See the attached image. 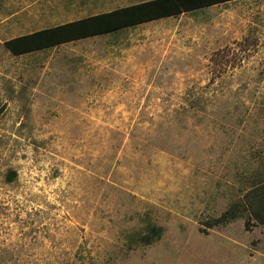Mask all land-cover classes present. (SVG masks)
<instances>
[{"label": "rangeland", "instance_id": "1", "mask_svg": "<svg viewBox=\"0 0 264 264\" xmlns=\"http://www.w3.org/2000/svg\"><path fill=\"white\" fill-rule=\"evenodd\" d=\"M86 4L0 0V264H264V224L209 226L264 180V0L8 48Z\"/></svg>", "mask_w": 264, "mask_h": 264}, {"label": "trees", "instance_id": "2", "mask_svg": "<svg viewBox=\"0 0 264 264\" xmlns=\"http://www.w3.org/2000/svg\"><path fill=\"white\" fill-rule=\"evenodd\" d=\"M227 1L230 0H148L30 32L12 38L6 44L14 54L20 55ZM245 214L249 215L248 226L250 220L264 224V180L253 183L242 198L231 205L221 217L210 222L209 226L225 224ZM162 233V227L152 226L150 232L141 238V242L151 244Z\"/></svg>", "mask_w": 264, "mask_h": 264}, {"label": "crops", "instance_id": "3", "mask_svg": "<svg viewBox=\"0 0 264 264\" xmlns=\"http://www.w3.org/2000/svg\"><path fill=\"white\" fill-rule=\"evenodd\" d=\"M65 1L68 2V3H73V6L76 7L77 9L82 7V6H86L87 2L88 3L92 2V6H91L92 9H94V8L103 9L104 7H109V8H106V9L104 8V10H101V11H98V12L88 13V15H87V16H93V15H98V14L110 12V11L118 9V8L134 5V4H137V3H140V2H144V1H148V0H141L139 2H135V3L128 4V5H123V6L119 5L118 7H115L116 6V1H123V0H65ZM109 1L113 2V3L112 4H108ZM83 3H84V5H82ZM236 3H238V5H234ZM247 4H249V7L247 6ZM227 5H230V6L236 7V8L235 9L233 8L232 10H229V11L225 12L222 9L225 6H227ZM112 7H115V8H112ZM205 8H215V9H217L215 15L212 14L208 18L209 19L208 20V24L210 26L215 27V28L218 27V29H217L218 31H224L225 30L224 26L227 25V24H229L230 26H234V28H230V29L237 30L235 24L240 19H242L243 16H245V14H243V15L240 14V12H242V11L250 12V15H249L250 22H252V24L254 25V0H230V1H227V2L214 4L212 6H208V7H205ZM249 8H250V11H249ZM184 13L185 12H183L181 14H184ZM181 14H179V15H181ZM179 15H177V16H179ZM173 17H176V16H168V17H164V18H161V19H156V21L163 20V19L165 20V19H169V18H173ZM75 20H77V19H75ZM71 21H73V20H71ZM152 21H154V20H152ZM149 22H151V21H149ZM145 23H148V22L136 24V25H133V26H128V27H125V28H122V29H127V28H130V27L139 26V25L145 24ZM122 29H120V30H122ZM117 31H119V30H117ZM114 32L115 31L107 32V33H104V34H99V35H95V36H91V37H98V36H102V35L110 34V33H114ZM91 37H87V38H91ZM87 38H83V39L75 40V41H81V40H84V39H87ZM72 42H74V41H72Z\"/></svg>", "mask_w": 264, "mask_h": 264}]
</instances>
